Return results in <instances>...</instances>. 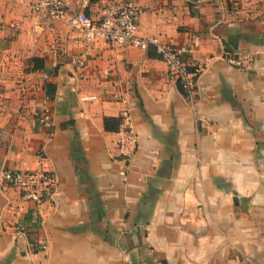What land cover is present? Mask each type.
<instances>
[{
    "label": "crops",
    "instance_id": "crops-1",
    "mask_svg": "<svg viewBox=\"0 0 264 264\" xmlns=\"http://www.w3.org/2000/svg\"><path fill=\"white\" fill-rule=\"evenodd\" d=\"M37 1L0 0V264H263L264 0H136L137 34L203 67L193 101L152 46L87 42ZM123 109L127 165L103 127ZM33 169L55 178L38 206L3 181Z\"/></svg>",
    "mask_w": 264,
    "mask_h": 264
},
{
    "label": "built area",
    "instance_id": "built-area-1",
    "mask_svg": "<svg viewBox=\"0 0 264 264\" xmlns=\"http://www.w3.org/2000/svg\"><path fill=\"white\" fill-rule=\"evenodd\" d=\"M36 12H44L51 19L63 21L72 31L81 35L87 42L126 43L147 49L152 46L156 55L164 62L168 72L180 85L183 96L193 101L196 85L203 67L191 65L182 58V51L170 44L160 43L156 37L143 38L137 34L138 5L136 0H115L105 5L99 20H93L83 10L72 7L69 0H38L33 6ZM225 60L237 67H246L248 57L227 55ZM42 78L48 75L43 72ZM48 98L44 96L43 105L38 112V120L42 126L50 127V109L45 104ZM121 126L118 130L116 150L119 159L127 165L137 149V136L130 125L129 114L126 109L120 111ZM125 174V169L120 170ZM6 185L19 191L21 198L33 203L35 206L48 200L55 187V178L43 169L11 170L3 173ZM37 215L33 223H38ZM44 245H42L43 247ZM44 248V247H43Z\"/></svg>",
    "mask_w": 264,
    "mask_h": 264
},
{
    "label": "trees",
    "instance_id": "trees-1",
    "mask_svg": "<svg viewBox=\"0 0 264 264\" xmlns=\"http://www.w3.org/2000/svg\"><path fill=\"white\" fill-rule=\"evenodd\" d=\"M38 59L33 58L32 61H37ZM177 83V82H176ZM178 84V83H177ZM178 87L183 95L180 85ZM121 126V118L120 116H104L103 117V127L106 131H118ZM40 220L38 219V223H35L34 226L39 227Z\"/></svg>",
    "mask_w": 264,
    "mask_h": 264
},
{
    "label": "water",
    "instance_id": "water-1",
    "mask_svg": "<svg viewBox=\"0 0 264 264\" xmlns=\"http://www.w3.org/2000/svg\"><path fill=\"white\" fill-rule=\"evenodd\" d=\"M264 264V263H263Z\"/></svg>",
    "mask_w": 264,
    "mask_h": 264
}]
</instances>
